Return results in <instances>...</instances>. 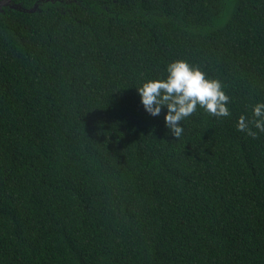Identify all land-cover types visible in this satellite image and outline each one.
I'll return each mask as SVG.
<instances>
[{"label":"trees","instance_id":"trees-1","mask_svg":"<svg viewBox=\"0 0 264 264\" xmlns=\"http://www.w3.org/2000/svg\"><path fill=\"white\" fill-rule=\"evenodd\" d=\"M0 13V264H264V0H11ZM185 60L228 117L179 138L136 88Z\"/></svg>","mask_w":264,"mask_h":264},{"label":"clouds","instance_id":"clouds-1","mask_svg":"<svg viewBox=\"0 0 264 264\" xmlns=\"http://www.w3.org/2000/svg\"><path fill=\"white\" fill-rule=\"evenodd\" d=\"M167 73L162 79H149L136 88L143 110L157 117L166 109L164 126L179 138L183 131L182 121L201 108L216 118L228 117L229 96L218 79L209 78L198 67L185 60H175L166 65ZM237 131L255 139L264 133V101L256 102L251 108V117H238Z\"/></svg>","mask_w":264,"mask_h":264},{"label":"water","instance_id":"water-1","mask_svg":"<svg viewBox=\"0 0 264 264\" xmlns=\"http://www.w3.org/2000/svg\"><path fill=\"white\" fill-rule=\"evenodd\" d=\"M43 1H49V0H43ZM9 7L14 10H19L22 12L32 13L37 8V4L33 6L31 9H23L19 4H13L11 3V0H0V13L3 12V8Z\"/></svg>","mask_w":264,"mask_h":264}]
</instances>
